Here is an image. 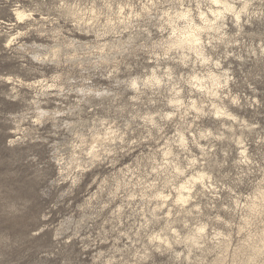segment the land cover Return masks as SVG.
<instances>
[{
    "label": "clouds",
    "instance_id": "9594fccd",
    "mask_svg": "<svg viewBox=\"0 0 264 264\" xmlns=\"http://www.w3.org/2000/svg\"><path fill=\"white\" fill-rule=\"evenodd\" d=\"M10 11L24 31L0 20V64L16 65L0 70V124L44 155L28 154L33 196L9 211L0 195V219L29 221L0 226V264H264V0Z\"/></svg>",
    "mask_w": 264,
    "mask_h": 264
},
{
    "label": "rangeland",
    "instance_id": "374dc122",
    "mask_svg": "<svg viewBox=\"0 0 264 264\" xmlns=\"http://www.w3.org/2000/svg\"><path fill=\"white\" fill-rule=\"evenodd\" d=\"M15 6L16 0H10L8 4H0V20H3L5 24H8L9 22L17 24V30L24 31L23 28L19 27L21 22L17 21L10 11V8ZM19 10L23 11V7ZM35 19H39V17H35ZM15 67L16 65L13 62L0 64V70L10 71ZM43 79L44 77L37 76L35 80L27 79L26 83L33 84L34 87H39V82ZM239 90L246 96L250 95L247 89H244L243 87ZM22 91L27 93L30 90L24 88ZM234 91H236V89H234ZM253 99L264 101V96L257 95L253 97ZM22 108L23 105L19 103H5L3 105V111L5 112L21 110ZM229 111L233 115L245 120L250 119L254 115V109L251 107H229ZM261 113H264V109H257L255 112V118L258 121L264 122V115ZM204 123L208 125V119H205ZM262 126H264V123H262ZM0 128L4 129V132L0 133V195L7 193L13 199V203L9 205V211H14L16 209V202L23 203L27 198L34 195L36 184H38L39 180L43 178L42 170L34 166V162L28 158V154L38 153L43 156L44 148L33 141H25L14 146H9L8 139L14 137L12 133L7 131V129L12 128L14 132L15 125L4 123L0 124ZM245 135H247V133H245ZM224 143L227 145L230 141H225ZM233 147L237 146L233 145ZM3 216L4 214L0 212V217ZM28 224V219L23 216L19 220L0 219V226L11 227L17 231L25 230Z\"/></svg>",
    "mask_w": 264,
    "mask_h": 264
}]
</instances>
